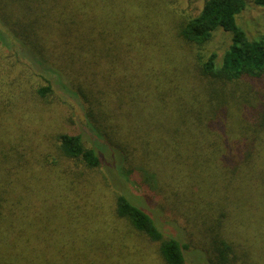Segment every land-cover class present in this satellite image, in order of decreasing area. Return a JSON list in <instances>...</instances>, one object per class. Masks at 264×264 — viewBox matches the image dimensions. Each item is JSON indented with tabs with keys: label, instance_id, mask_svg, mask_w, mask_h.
Here are the masks:
<instances>
[{
	"label": "trees",
	"instance_id": "1",
	"mask_svg": "<svg viewBox=\"0 0 264 264\" xmlns=\"http://www.w3.org/2000/svg\"><path fill=\"white\" fill-rule=\"evenodd\" d=\"M137 2L0 0V29L16 50L4 48L15 58L11 69L18 76L12 86L21 89L18 99L6 103L0 84V264H99L101 256L105 264H142V256L130 263L124 259L126 249L112 251L101 242L95 235L101 230L92 229L93 210L87 206H79L83 217L75 221L72 207L88 202L94 175L120 190L111 181L115 172L104 171V148L122 161L131 149L138 152L135 160L139 154L154 162L160 158L162 171L156 177L164 194L157 201L206 221L204 203L211 205L210 216L228 237L229 230L238 235L254 229L257 238L251 236L248 249L264 264V31L252 33L239 22L247 0H205L194 17L174 24L178 40L171 43L167 26L158 29L152 19L138 20L137 11L143 9L136 8ZM254 3L264 8V0ZM218 31L231 36L220 61L217 54L204 53ZM52 57L67 71L51 62ZM109 57L118 58L121 67L114 62L107 66L102 59ZM23 70L30 80L20 86ZM28 84L34 97L28 95ZM130 84L134 88L129 94ZM56 86L78 98L83 108H98L111 123L87 124L103 145L89 147L91 137L83 126L51 140L29 129L35 121L49 128L46 109L37 100L52 104ZM117 89L124 93L118 112L124 108L125 116L115 114ZM28 104L35 106L32 112ZM14 111L23 118L10 125ZM140 124L151 125L145 134L153 138V148L141 135ZM33 178L51 185L59 179L68 191L61 227L56 225L57 205L50 207V200L38 196L35 187L41 184L35 185ZM71 195L80 201H72ZM110 211L154 246L161 264H188L189 247L164 235L129 197L117 192ZM255 239L262 250L253 252ZM214 246H222V255L231 251L226 237L215 238Z\"/></svg>",
	"mask_w": 264,
	"mask_h": 264
},
{
	"label": "rangeland",
	"instance_id": "2",
	"mask_svg": "<svg viewBox=\"0 0 264 264\" xmlns=\"http://www.w3.org/2000/svg\"><path fill=\"white\" fill-rule=\"evenodd\" d=\"M204 1L205 0H138L136 8L143 9V11H137V16L139 17L138 20L141 19L144 21L146 19H152V21L157 24L158 29L167 26V28L171 30L168 34L169 38H167V40L174 43L178 40L177 35L174 33V24L184 22L187 19L194 17L203 7ZM247 1V11L244 13L239 22L246 28H249L252 33L256 30L263 32L264 29H262V23L264 24V8L257 6L254 3L255 0ZM136 10L137 9H135L134 12ZM230 39L231 36L229 34L223 31H218L213 40L206 46L204 53L207 55L215 53L219 56L220 61L224 52L229 47ZM4 48L13 51L15 50L14 45L12 43L9 45V42L5 40L3 32L0 29V66L4 64L3 69L0 68V70H3V73L0 71L1 95L3 101L7 103L8 100L18 99L21 89L19 87L12 86L13 81L18 76V73L14 69H11V66L15 63V58L12 56L11 52L4 50ZM121 57L123 59V56ZM102 60L107 66H110V62H114V67H121V64L118 62V58L109 57L108 59ZM50 61L53 62L59 69L61 68L62 70L67 71L62 62H56L53 57ZM128 62L131 64L130 61ZM24 63L29 66L28 61L24 60ZM16 68L19 70L17 65ZM34 72L36 71L34 70ZM39 76L44 77L48 81H50L51 78L48 75L41 74ZM24 80H30L29 73L27 74V71L25 70L22 71L19 79L17 80L20 86H22ZM135 81H138V79L133 77V82ZM26 88L28 90V95L33 96L32 87L30 88V85L28 84ZM133 88L134 87L130 84L128 87L129 94L132 93ZM55 90L57 100L52 101V104H45L37 100V102L46 109L44 117L46 118V125H48L49 128L46 129L45 127H39L37 121H35V124L29 127V129L31 131L39 130L40 137L51 140L52 136H56V134L60 132H67V130H71L73 127L75 129L79 128L78 130H80L83 126L86 128L89 136L91 137L89 140H86L89 147L93 148L94 146H97V143L103 145L102 140L99 138L98 140L95 136L96 134L94 133V135L87 128V124L90 123V121L93 123L98 121L108 127L111 124L101 115L99 109L94 108V111H91V107L93 108V106H91L90 109L86 108V111V109L81 106V102L78 98L70 96L62 88H60V86H56ZM124 99L125 97L123 91L117 89L114 98L115 114L121 113L123 116L126 115L124 108H122V111L118 112V106ZM58 101L66 104L64 106H60ZM21 102H23V100H21ZM49 102H51V99ZM28 107L31 112L33 111L32 108H35L32 104H28ZM34 114L37 113L34 112L31 115H33L34 119L37 120L39 117ZM22 116L21 112L14 111V114L9 116L10 125H14L16 119L20 117L23 118ZM151 122L154 123V120L151 119ZM6 125L7 127L9 126L7 123ZM140 127L141 135H144L145 139L153 148V138H149L145 134L151 125L149 128H145L142 124H140ZM130 129L131 128L128 127L127 131ZM137 137L139 136L137 135ZM129 140H131V142H136L135 138ZM105 150L106 149L104 148V153L100 152L103 160L104 171L106 170L108 174L110 170L115 172L117 177L114 173H112L111 181L114 182L116 187H120V190L113 189L110 184L105 185V181L97 179L94 175L93 181L95 184L92 183V193L88 198V202L81 201V204L78 205L77 209L75 207L72 208L76 222H81L78 219L81 216L83 217V211L79 208V206L83 209H86L87 206L89 210H93L89 219L92 224V229L97 231L99 229L101 230L100 233L95 231V235H97L101 242L105 245L111 246L112 251H116L117 247L126 249L127 252L125 253L124 259L127 258L130 263H135L136 261L140 262L137 257L142 256V264H161V260L156 254L154 246L140 237L137 232L135 233L132 231L127 223L114 217L110 211L112 199H114V195L119 192L129 197L135 205L143 209L155 221L164 235L175 238L182 246L189 247L188 251L185 252L188 264H263L262 261L260 259H256L255 256L253 259L251 257V252L248 249L251 248L249 241L251 236L257 238L254 229L247 232L248 229L246 228L240 231L238 235H236L232 230H229L230 233L228 232V237L227 234H223L222 231H220L217 224L214 222L215 220L210 216L211 205L204 203V207L206 209L205 212L209 216V220L206 221L205 218L201 217L202 215L192 213L190 210L188 212L184 210V213L181 214V212L174 206L165 205L163 201H157V195L164 194V192H162L164 188L162 180H158L156 177V175H161L162 171V165L159 162L161 161L160 158L157 157V161L154 162L155 158L147 157L145 159H141L139 154L137 160H135L134 157L138 152L131 149L125 155V161H122L115 158L113 154H106ZM154 151L155 149L153 152ZM64 166L65 165H63V167ZM97 176L101 178L102 174L98 173ZM33 179L35 185L41 184L39 187H35L39 192L38 196L45 198L44 200H50V207L57 205L56 210L58 220L56 225L61 227L65 221L63 211L65 210L64 205H66V202H64V198L65 196H68V191L62 188L63 185H61V183L58 184L60 181L59 179L55 180V183L52 185L49 182H46L47 180L43 181L40 178ZM62 181L63 180H61V182ZM45 185L47 188L44 189ZM36 190L34 189V191ZM73 196L74 195H71L69 197L72 201H80L78 198H76L75 201ZM99 209L104 211V214L99 212ZM71 227L77 229L78 225L74 226L71 224ZM240 234L241 238L239 237ZM242 236L244 238H242ZM225 237L228 240L231 251H226L222 255L220 254L222 246H218L220 248L219 250L216 249L214 246V240L215 238L224 239ZM235 238L238 240L236 241ZM246 238L247 241H245ZM230 240H232L233 243ZM254 244L255 247L253 252H255V250H262L257 239H255ZM100 258L101 260H99V264H105V256H101Z\"/></svg>",
	"mask_w": 264,
	"mask_h": 264
}]
</instances>
